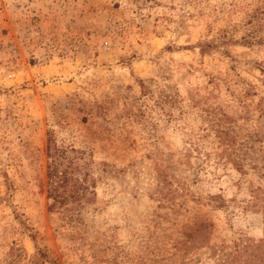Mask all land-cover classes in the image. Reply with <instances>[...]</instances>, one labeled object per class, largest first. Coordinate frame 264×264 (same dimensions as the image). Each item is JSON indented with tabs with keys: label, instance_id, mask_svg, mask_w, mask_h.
<instances>
[{
	"label": "rangeland",
	"instance_id": "374dc122",
	"mask_svg": "<svg viewBox=\"0 0 264 264\" xmlns=\"http://www.w3.org/2000/svg\"><path fill=\"white\" fill-rule=\"evenodd\" d=\"M263 205L264 0H0V264L241 262Z\"/></svg>",
	"mask_w": 264,
	"mask_h": 264
},
{
	"label": "trees",
	"instance_id": "16d2710c",
	"mask_svg": "<svg viewBox=\"0 0 264 264\" xmlns=\"http://www.w3.org/2000/svg\"><path fill=\"white\" fill-rule=\"evenodd\" d=\"M55 155H57V153L52 156ZM58 158L59 156H56L52 164L49 166L48 175L50 182L54 181L56 183V186L53 189L54 193L52 191L50 196L54 195V199L60 202L68 200L69 196L77 199L82 182H79L78 178L72 176L73 171L69 168L60 170L59 167L61 162L57 160ZM61 188H64V190L60 191L59 189ZM244 252H246V255L241 262H238L240 260L236 254L224 253L221 257L220 264H264V238L259 242L252 244V246H249Z\"/></svg>",
	"mask_w": 264,
	"mask_h": 264
}]
</instances>
